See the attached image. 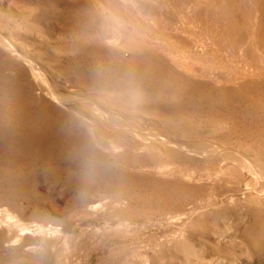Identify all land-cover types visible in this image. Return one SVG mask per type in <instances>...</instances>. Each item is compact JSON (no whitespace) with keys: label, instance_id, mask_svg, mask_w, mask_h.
I'll use <instances>...</instances> for the list:
<instances>
[{"label":"rangeland","instance_id":"rangeland-1","mask_svg":"<svg viewBox=\"0 0 264 264\" xmlns=\"http://www.w3.org/2000/svg\"><path fill=\"white\" fill-rule=\"evenodd\" d=\"M0 37L65 95L146 121L185 148L264 159V0H0ZM77 109L90 125L94 113ZM65 111L0 45V206L9 214L0 221L13 228L0 226V240L12 239L10 264H264V201L239 199L244 169L214 160L205 171L106 127L95 140ZM231 198L248 206L239 233L250 252L211 243L206 260L184 256L183 238L220 235L238 220ZM97 202L96 218L81 216ZM19 227L28 233L14 241Z\"/></svg>","mask_w":264,"mask_h":264},{"label":"bare ground","instance_id":"bare-ground-1","mask_svg":"<svg viewBox=\"0 0 264 264\" xmlns=\"http://www.w3.org/2000/svg\"><path fill=\"white\" fill-rule=\"evenodd\" d=\"M134 9L138 11H142L141 7L135 6ZM115 40H108V42L114 43ZM0 45L3 46L7 51L11 53V56L15 57L19 61L21 60L23 63H25L26 66H28L32 72V76L35 78L37 84L39 85L40 89L48 95L51 99H53L58 106L66 109L65 112L69 113L71 120L75 123H79L81 116V111L77 108H82L83 106H87L91 113H94L92 119L89 121L90 125L85 124L81 121L83 126L86 128L89 134H91V137L95 140H98L99 136H102L101 128L106 127L108 130H112L114 132L124 133L126 135H133L136 137L141 138L144 140L147 144L150 146H153L155 149L164 152L165 154H168L170 157H173L174 159H177L179 161L186 160V161H192L196 165L203 168V170L208 171L211 169L210 166H213L212 163L215 161L220 162V165L224 164H230V167L239 166L242 169L245 170L244 175L249 177V180L245 179L244 185H243V192L242 196L239 198L241 202H243L245 205L253 199L256 203H262L264 201V190H260L258 187L259 182H264V159L259 158V155L255 154L254 151H252L253 157L248 154V151H239L233 147L229 146H217V145H208L202 143H197L194 147L191 148H185L182 144H177L175 142H171L168 138L164 139L160 136L158 131L153 128H146L148 125H150L146 121H140L145 122L143 124H139L138 122L124 118L123 116L112 114L109 110L103 109L102 107L98 106L97 104L88 101L86 99H77L74 97H71L69 95H65L58 86L53 82L52 79H50L45 71L35 64L33 61L29 59H25L20 57L18 54H16L13 47H9V45L0 37ZM3 78L5 81L9 80V72L8 68L4 69V74L2 73ZM86 100L87 102H85ZM87 103V104H86ZM68 104L75 105V109L72 107H66ZM102 127H100V126ZM146 126V127H145ZM96 129V130H95ZM99 134V136H98ZM98 136V137H97ZM105 145V148H107L108 144ZM259 153V152H257ZM249 155L251 157H249ZM197 159V160H196ZM229 162V163H228ZM225 167V166H224ZM239 199L237 198H231L233 202H236V206H241L238 208H235V211L238 214V220L232 219V221L229 223V225L224 224L222 225L225 228V233H221L218 235L217 231L213 232L212 235L209 234H200V240L197 238V234L188 235L186 238L182 239L181 247H182V254L184 256H188L190 253L197 254L199 262L201 260H206V258H210L212 255V244L215 243L217 246L220 247L222 243H229V246L227 248H220V250L232 253L233 255L242 254V253H249L250 248L249 244L246 242L247 240L244 237H249L248 235H244L239 233V230L242 226V221L245 223V221L250 218L249 209H247L248 206H245V208L242 209V205L239 202ZM231 203L230 201H228ZM223 203H220V205ZM2 207V206H0ZM101 207L100 202L97 203H91L86 207V209L82 212L81 216L86 218H96V214L99 211V208ZM210 207V206H208ZM235 207V206H233ZM204 209V208H203ZM200 209H196L195 213L200 212ZM227 210V209H225ZM4 211L6 215H9L7 210L2 207L0 208V212ZM203 211V210H202ZM76 216V215H75ZM247 222V221H246ZM5 221H0V226H4L6 228L7 234L9 235L11 230L13 229L9 224H5ZM231 224V225H230ZM40 226V225H39ZM28 228L26 227H19L17 236L13 238L14 241H19L22 235L28 233ZM246 230H249L246 227ZM245 231V230H244ZM40 232V231H38ZM223 234V235H222ZM218 236L221 237L222 241L218 239ZM217 237V238H216ZM212 238H216V240L212 241ZM12 239L6 240L4 239L3 242L0 240V249L3 251L4 255L2 258H0V264H10V259L8 258V253L5 248H3L6 242H11ZM46 238H41L39 244L43 245L47 242ZM211 241V242H210ZM43 243V244H42ZM12 244V243H10ZM31 249V248H30ZM31 253H34V251H30ZM32 257V256H31ZM223 262V258H220ZM13 263V260L11 261V264ZM240 264V262H236Z\"/></svg>","mask_w":264,"mask_h":264}]
</instances>
